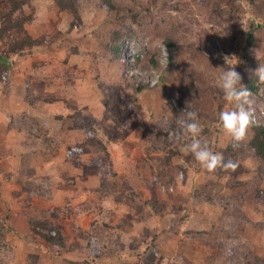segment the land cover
Instances as JSON below:
<instances>
[{
    "label": "rangeland",
    "instance_id": "1",
    "mask_svg": "<svg viewBox=\"0 0 264 264\" xmlns=\"http://www.w3.org/2000/svg\"><path fill=\"white\" fill-rule=\"evenodd\" d=\"M114 1L116 9L78 0L82 24L70 29L72 14L55 0H28L16 15L30 16L24 28L44 42L10 52L21 34L0 37L10 61L7 87L0 72V125L7 119L0 153L10 158L0 161V264H264V181L254 191L260 161L248 144L252 130L242 150L235 147L241 183L231 188L232 173L202 168L180 151L188 138L173 143L167 129L175 111L186 117L184 109L195 110L192 99L211 149L223 153L230 144L218 114L231 105L218 76L236 62L241 75L249 56L256 72L264 46L245 45L257 8L250 0H207L234 13L232 22L202 0ZM10 7L0 0V26ZM129 26L136 38L126 41L121 59L112 35ZM166 34L179 44L195 41L205 56L181 52L171 63ZM197 70L208 87L189 86ZM251 93L264 124V100ZM20 106L29 110L17 114ZM96 140L113 171L90 162ZM33 226L52 236L60 231L64 248ZM151 242L158 252L144 263Z\"/></svg>",
    "mask_w": 264,
    "mask_h": 264
},
{
    "label": "trees",
    "instance_id": "2",
    "mask_svg": "<svg viewBox=\"0 0 264 264\" xmlns=\"http://www.w3.org/2000/svg\"><path fill=\"white\" fill-rule=\"evenodd\" d=\"M28 0H10L11 7L7 12H5L2 16V23L0 26V37L5 35L6 33H9L11 31H15L18 34H21V37L18 38L9 48L10 52H14L17 50H21L26 46H35L40 45L42 42H44L43 37L34 38L32 37L24 28V23L31 20V17L28 15H21L17 16L16 12H19L21 10V5L23 2ZM56 4L61 10H65L72 14L73 18L70 22L69 28H77L80 27L82 24L81 17L78 13V7L77 3L78 0H55ZM103 2L106 3L107 7L109 9H116L118 8L117 3L114 0H103ZM204 6H206L210 13L214 14H226L230 18L232 22H236L237 17L234 13H232L230 10H222L220 2H209L207 0H202ZM250 3L252 6L256 7L258 10V16L255 17L254 25H251L248 28L247 31V37H246V47H258L262 48L264 46V0H250ZM239 6V4H238ZM263 8V9H262ZM237 9H241V6L237 7ZM135 18L134 14H132ZM135 30L132 26L127 27V31L123 32L121 30H116L113 32V45L111 46V49L114 53V55H117L119 58L124 59V56L122 54L123 48L126 44V41L130 38H136ZM235 35L232 36L234 38ZM163 43L167 46V48L170 51V59L171 63L174 61H177L176 57L181 52L186 53L188 52L189 55H191L193 58H197L198 60L201 59L202 56H205L204 54L200 55L199 48H197L196 42L191 40H185L182 44L177 43V40H175L170 35L166 34L163 39ZM252 57L249 56L245 60V69L241 73V77L243 80V85L247 86V88L256 94L259 99L264 100V83L261 81L256 73H253V68L251 65ZM257 63V68L264 66V55L262 58L255 60ZM212 62H203L202 66L204 68H209L211 66ZM9 70H10V61L7 56V54H3L0 52V72H2V83L4 87H7L9 84ZM200 75L199 70L195 71V73L188 74V84L192 88H195L199 90L203 85L205 87H208L207 83ZM191 107H193L196 111L199 105L192 101V99L188 100ZM183 107H185L184 104H182ZM184 111L187 113L188 109H184ZM175 117L174 119L168 120L169 123L167 125L168 131H170L173 135L172 141L173 143L177 140V135L181 134L182 130L180 128L179 121L186 119V117L183 116V113L181 114L180 111L174 112ZM258 121V120H257ZM217 128V127H216ZM164 129V128H160ZM218 129V128H217ZM252 130V136L248 141L249 147L253 149L254 154L259 158V165L257 168V178L256 181L253 182L252 187L254 188V191H259L257 188V184L264 181V124L259 122L251 128ZM96 143L98 144V147H95L94 152L96 153L94 157L91 158L90 162L99 167L100 169H107L111 170V162H110V156L109 152L106 150V148L103 146L102 142L100 140H96ZM243 142L239 143L238 145L234 146L233 141L231 140L230 144H228L223 151L224 153V159L232 160V157H234V154L236 153V148H239V150H242L243 148ZM84 151H91L90 148H85ZM192 163V162H191ZM242 166L238 164V167L233 170H223V169H217L216 172H229L232 173V181H229L227 185H229L231 188H233L236 184H240L241 182L237 181L235 175L238 171H241ZM32 230L38 234L39 236L43 237L45 241H47L49 244H55L58 245L61 248H64V238L60 231L56 232V236H52L50 234L43 233L39 229H37L35 226L32 227ZM158 249L156 246V243L151 242L143 252V255L141 256V260L145 262L147 261H153L156 258ZM94 254H100V252H93Z\"/></svg>",
    "mask_w": 264,
    "mask_h": 264
},
{
    "label": "clouds",
    "instance_id": "3",
    "mask_svg": "<svg viewBox=\"0 0 264 264\" xmlns=\"http://www.w3.org/2000/svg\"><path fill=\"white\" fill-rule=\"evenodd\" d=\"M163 51L164 60L168 62L165 47ZM237 63L229 65L218 76V87L222 90L224 99L231 105L219 112L218 120L223 131L230 136L234 146L243 142L249 130L258 123L252 93L247 86L241 83L242 77L235 70ZM255 73L261 81H264V67L257 68ZM179 124L182 133L176 138L178 140L188 138L190 141L184 143L180 151L185 155L192 154L202 168L213 172L217 169L234 171L238 167L232 160L225 161L223 153L214 152L208 142L201 137L203 128L197 112L188 111L186 119L180 120Z\"/></svg>",
    "mask_w": 264,
    "mask_h": 264
},
{
    "label": "crops",
    "instance_id": "4",
    "mask_svg": "<svg viewBox=\"0 0 264 264\" xmlns=\"http://www.w3.org/2000/svg\"><path fill=\"white\" fill-rule=\"evenodd\" d=\"M25 107H26V106H25ZM25 107H23V106L21 107V106H20L19 110H17V114H20L21 110L24 111V112H26V111L29 110V107H27V110H25ZM20 109H21V110H20ZM30 112H31V111H30ZM3 121H4V124H1V125H0V128L3 127V129H4V128H6V126H7L6 123H5V122L7 121V119L4 117V120H3ZM16 134H17V133H16ZM16 134H15V137H16ZM7 135H8V136L11 135V132H10V131H7ZM16 138H17V137H16ZM2 144L5 145V144H7V143L4 142V141H2ZM12 144H13V143L11 142L10 145H12ZM8 145H9V144H8ZM10 154H11V153H10ZM6 158H7V160H6ZM1 160H2V161H9V160H10L9 156H8L4 151H3L2 153H0V161H1ZM63 162H64V161H63ZM67 164H68L67 162H64V164H61V168H60L61 171H66V170L69 168V166H68L69 164H68V165H67Z\"/></svg>",
    "mask_w": 264,
    "mask_h": 264
}]
</instances>
